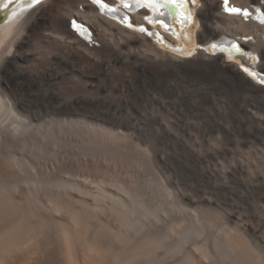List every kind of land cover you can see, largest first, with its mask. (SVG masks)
<instances>
[{
	"label": "bare ground",
	"instance_id": "1",
	"mask_svg": "<svg viewBox=\"0 0 264 264\" xmlns=\"http://www.w3.org/2000/svg\"><path fill=\"white\" fill-rule=\"evenodd\" d=\"M104 1L115 11L91 0L34 7L30 0H0V264H264L251 226H233L206 208L177 227L180 221H168L163 204L135 182L102 168L72 170L60 148L66 125L114 142L164 140L176 135L174 115L193 109L218 117V124L226 119L224 127L243 138L264 134V84L225 60L246 59L264 74V15L245 18L224 9L223 0H203L198 42L236 40L244 48L209 52L170 45L165 38L176 41L180 29L157 25L172 14L169 3L182 27L189 25L196 10L181 8L182 0H123L128 8L122 0ZM231 3L264 9L261 0ZM72 20L87 31L79 34ZM9 71L16 73L8 77ZM155 106L175 111L158 121ZM45 110L50 125L35 131L32 121ZM213 220L216 234L206 227Z\"/></svg>",
	"mask_w": 264,
	"mask_h": 264
},
{
	"label": "rangeland",
	"instance_id": "2",
	"mask_svg": "<svg viewBox=\"0 0 264 264\" xmlns=\"http://www.w3.org/2000/svg\"><path fill=\"white\" fill-rule=\"evenodd\" d=\"M48 2L52 3L53 0ZM202 4L203 0H195L196 23L180 29L179 37L171 34L178 43L165 38L170 45L178 48L186 43L188 50L196 47L214 52L209 46L214 38H208L206 45L198 42L202 30L199 16ZM80 9H83L82 5ZM87 41L100 46L93 38ZM154 43L163 50L174 51L159 40ZM29 50L30 47L24 49ZM181 53L176 51L174 54L185 56V53ZM197 54L198 51L186 58L193 59ZM225 60H231L240 69L243 65L251 67V62L243 58ZM255 61L258 63V58ZM20 65L29 67L30 62ZM15 73L9 71L8 77ZM153 108V119L158 121L170 117L168 112L174 110L161 106ZM45 114L47 110L42 116ZM46 115L35 117L32 121L35 131L50 125L44 124L50 120ZM172 119L175 136L164 140L148 138L126 143L108 141L90 130L66 125L60 138L63 160L72 170L76 168L81 172L95 173L102 168L116 173L120 179L135 182L145 193H149V198L151 196L155 202L163 204L164 210L166 208L164 216L168 221H180L177 227L184 226L194 214L199 215L206 208L213 209L233 226H251L257 233V249L264 252V134L243 138L240 132L224 127L226 119L218 124V117L212 121L209 116L199 115L195 109L182 112V117L175 114ZM150 129L152 134L154 130ZM54 140L55 137H52L51 149ZM83 158L99 159L103 164L83 167L79 163ZM206 227L215 234L219 231L214 220L208 221Z\"/></svg>",
	"mask_w": 264,
	"mask_h": 264
},
{
	"label": "snow or ice",
	"instance_id": "3",
	"mask_svg": "<svg viewBox=\"0 0 264 264\" xmlns=\"http://www.w3.org/2000/svg\"><path fill=\"white\" fill-rule=\"evenodd\" d=\"M91 2H92L93 4H96V5L100 6L101 8H107L109 11H115V8H109V5L106 4V3H103V0H91ZM224 2H225V4H227V3H228V0H224ZM39 3H40V0H30V2H29V4H28V7H32L33 5H36V4H39ZM122 3H123V7H124V8H128V7H130V5H129L128 3H126V2H123V0H122ZM226 10L229 11L230 13L241 14V9H239V8H230V9H226ZM249 14H250V13H249L247 10H244V11L242 12V15H243L245 18H247V17L249 16ZM261 22L264 23V20H262ZM160 23H161V26H163V27H165V28L168 27L167 25L163 24L162 21H161ZM72 26H73L74 28H76L77 30H79L80 27H81L80 25H77V24L75 23V21H72ZM128 27H132V24L129 23V24H128ZM139 31H141V32H146L147 29H145V28H140ZM211 47H212V48H216L217 46H216L215 44H213ZM234 47L236 48L237 51H240L239 46H235V45H234ZM245 71H248V70L245 69ZM249 74L252 75V76H255V73H249Z\"/></svg>",
	"mask_w": 264,
	"mask_h": 264
},
{
	"label": "water",
	"instance_id": "4",
	"mask_svg": "<svg viewBox=\"0 0 264 264\" xmlns=\"http://www.w3.org/2000/svg\"><path fill=\"white\" fill-rule=\"evenodd\" d=\"M182 3L183 4H182L181 8L186 7V8H188V12H189L190 8H189L188 1L187 0H182ZM176 8L177 7H175L174 5H170V3L168 4V10L171 11L172 13H175L174 9H176ZM2 17H3V13H1V15H0V21H1Z\"/></svg>",
	"mask_w": 264,
	"mask_h": 264
}]
</instances>
